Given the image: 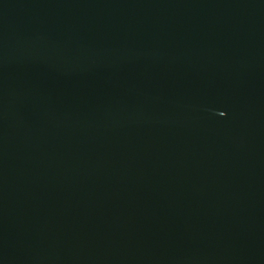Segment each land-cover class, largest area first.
Returning a JSON list of instances; mask_svg holds the SVG:
<instances>
[{
    "label": "water",
    "instance_id": "obj_1",
    "mask_svg": "<svg viewBox=\"0 0 264 264\" xmlns=\"http://www.w3.org/2000/svg\"><path fill=\"white\" fill-rule=\"evenodd\" d=\"M0 264H264V0H0Z\"/></svg>",
    "mask_w": 264,
    "mask_h": 264
}]
</instances>
